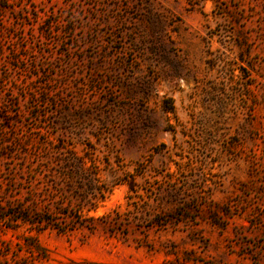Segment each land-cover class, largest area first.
Masks as SVG:
<instances>
[{"label":"rangeland","instance_id":"obj_1","mask_svg":"<svg viewBox=\"0 0 264 264\" xmlns=\"http://www.w3.org/2000/svg\"><path fill=\"white\" fill-rule=\"evenodd\" d=\"M0 264H264V0H0Z\"/></svg>","mask_w":264,"mask_h":264},{"label":"trees","instance_id":"obj_2","mask_svg":"<svg viewBox=\"0 0 264 264\" xmlns=\"http://www.w3.org/2000/svg\"><path fill=\"white\" fill-rule=\"evenodd\" d=\"M89 219H91V218H89ZM43 221H45V220H43ZM48 221H49V224H54L55 223V220L50 222V219H49Z\"/></svg>","mask_w":264,"mask_h":264}]
</instances>
